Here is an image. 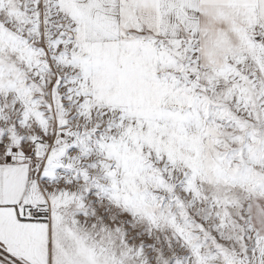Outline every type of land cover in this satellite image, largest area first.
I'll return each instance as SVG.
<instances>
[{"label":"snow or ice","instance_id":"6c2138e0","mask_svg":"<svg viewBox=\"0 0 264 264\" xmlns=\"http://www.w3.org/2000/svg\"><path fill=\"white\" fill-rule=\"evenodd\" d=\"M0 264H264V0H0Z\"/></svg>","mask_w":264,"mask_h":264}]
</instances>
